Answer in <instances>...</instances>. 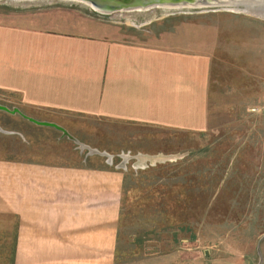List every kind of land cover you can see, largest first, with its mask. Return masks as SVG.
Masks as SVG:
<instances>
[{
  "label": "rangeland",
  "instance_id": "1",
  "mask_svg": "<svg viewBox=\"0 0 264 264\" xmlns=\"http://www.w3.org/2000/svg\"><path fill=\"white\" fill-rule=\"evenodd\" d=\"M40 10L61 13L66 26L95 22L126 39L206 49L212 57L207 123L180 128L81 118L70 124L71 134L112 152L109 158L80 148L60 129L0 109V157L122 163L112 264H264V10L100 12L77 0H0V17ZM110 125L114 130L105 133Z\"/></svg>",
  "mask_w": 264,
  "mask_h": 264
},
{
  "label": "crops",
  "instance_id": "2",
  "mask_svg": "<svg viewBox=\"0 0 264 264\" xmlns=\"http://www.w3.org/2000/svg\"><path fill=\"white\" fill-rule=\"evenodd\" d=\"M63 17L47 10L0 17V103L67 130L81 118L180 128L207 123L206 49L126 39L95 22L66 26ZM121 164L0 157L3 264H112Z\"/></svg>",
  "mask_w": 264,
  "mask_h": 264
},
{
  "label": "water",
  "instance_id": "3",
  "mask_svg": "<svg viewBox=\"0 0 264 264\" xmlns=\"http://www.w3.org/2000/svg\"><path fill=\"white\" fill-rule=\"evenodd\" d=\"M84 2L87 5L93 7V9L100 12H118L124 10H148L155 7L166 8L171 10L178 9H191V8H207L219 6L222 8H240L243 7L246 10H264V0H77ZM0 109H4L11 113H19L23 117L31 120L37 124L50 125L57 129H60L63 134L68 135L71 139L79 144L80 148H88L89 153L98 152L105 153L104 151H99L96 148H91L89 145L81 142L73 134H71L62 125L50 121L39 119L29 114L23 112L19 107L12 106L9 107L3 103H0ZM108 155V154H107ZM108 157L110 158L111 155ZM109 160V159H108Z\"/></svg>",
  "mask_w": 264,
  "mask_h": 264
},
{
  "label": "bare ground",
  "instance_id": "4",
  "mask_svg": "<svg viewBox=\"0 0 264 264\" xmlns=\"http://www.w3.org/2000/svg\"><path fill=\"white\" fill-rule=\"evenodd\" d=\"M249 12V11H248ZM249 13H252L251 11ZM254 13V12H253ZM255 14V13H254Z\"/></svg>",
  "mask_w": 264,
  "mask_h": 264
}]
</instances>
